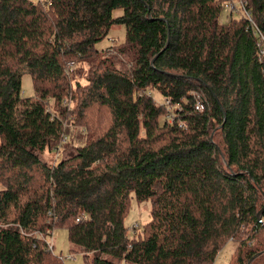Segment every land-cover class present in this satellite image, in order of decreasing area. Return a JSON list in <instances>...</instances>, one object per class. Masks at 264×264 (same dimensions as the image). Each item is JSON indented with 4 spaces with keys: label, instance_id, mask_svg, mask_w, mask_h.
Returning a JSON list of instances; mask_svg holds the SVG:
<instances>
[{
    "label": "trees",
    "instance_id": "1",
    "mask_svg": "<svg viewBox=\"0 0 264 264\" xmlns=\"http://www.w3.org/2000/svg\"><path fill=\"white\" fill-rule=\"evenodd\" d=\"M225 1L0 0V264H64L56 227L84 264H214L226 241L264 264V0L227 23ZM66 116L84 140L47 164Z\"/></svg>",
    "mask_w": 264,
    "mask_h": 264
},
{
    "label": "rangeland",
    "instance_id": "2",
    "mask_svg": "<svg viewBox=\"0 0 264 264\" xmlns=\"http://www.w3.org/2000/svg\"><path fill=\"white\" fill-rule=\"evenodd\" d=\"M120 10H115L114 13L118 14ZM240 12L238 11H228L224 7L220 14V21L227 23L232 17H238ZM125 30L122 26H113L109 29L107 35L103 40L96 44L97 49H100V52L108 53V46H112V44H116L117 42H122L124 40ZM102 49V50H101ZM128 58V57H127ZM128 58L127 61L131 62ZM82 72H87V67L83 64ZM129 66V65H128ZM85 74H83L84 76ZM82 83H85V80H80ZM21 94L26 98H33L35 96L33 82L29 74L24 73L21 76ZM75 90V89H74ZM151 94L154 95L157 102H162L163 97L158 95L155 90H151ZM67 104V103H66ZM166 106V116L168 121H171V115L174 112L175 105H171L165 99L162 102V105ZM46 106L51 110L57 109L53 102L47 101ZM65 110V109H64ZM67 110V109H66ZM68 112L70 110H67ZM70 114V113H67ZM66 114V115H67ZM165 114V115H166ZM68 116V115H67ZM64 117V132L61 134V139L57 143L54 149L46 150L43 154L40 155L42 161L47 164H55L57 161L67 159L72 156V153L75 152L76 147L82 143L85 136V130L83 127H77L74 123H71L68 120L69 117ZM68 128V132L66 133L65 129ZM66 133V134H65ZM0 188L2 185L0 184ZM151 219V202L149 200H136L134 197L131 198L127 213L124 218L125 225L129 226L130 234L137 235L140 233L138 231L137 226H141L142 224H146ZM51 237L50 240L51 249L53 252L60 254L64 257V264H84L82 257V250L71 244L67 238V231L63 227H56L52 230V233L47 235L46 238ZM236 245L237 242L226 241L215 258L214 264H230L233 254H236ZM128 263V262H127ZM132 264V263H128Z\"/></svg>",
    "mask_w": 264,
    "mask_h": 264
},
{
    "label": "built area",
    "instance_id": "3",
    "mask_svg": "<svg viewBox=\"0 0 264 264\" xmlns=\"http://www.w3.org/2000/svg\"><path fill=\"white\" fill-rule=\"evenodd\" d=\"M223 7H224L226 10H228V11H238V12H240V14H245V15H247L246 10H245L243 4H242L241 2H239V1L226 0V1L224 2V4H223ZM261 43H263V45H264V38H263L262 36H261ZM261 49H262V48H261ZM261 53H263V50L261 51ZM164 99H165V98H163V100H164ZM163 100H162V102H163ZM165 100L168 101V99H165ZM162 102H161V104H162ZM195 108L198 109V110H201V109H202V105H201V103L198 102V103L196 104ZM46 239H47V245H48V247L51 249L50 240H52V238L49 237V238H46Z\"/></svg>",
    "mask_w": 264,
    "mask_h": 264
},
{
    "label": "crops",
    "instance_id": "4",
    "mask_svg": "<svg viewBox=\"0 0 264 264\" xmlns=\"http://www.w3.org/2000/svg\"><path fill=\"white\" fill-rule=\"evenodd\" d=\"M220 20H221V19H220ZM51 233H52V231H51ZM51 233H50V234H51Z\"/></svg>",
    "mask_w": 264,
    "mask_h": 264
}]
</instances>
